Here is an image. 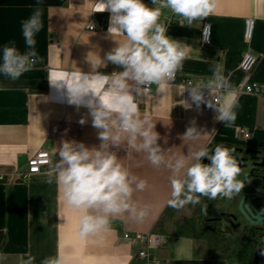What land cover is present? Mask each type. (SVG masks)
Wrapping results in <instances>:
<instances>
[{
	"label": "crops",
	"instance_id": "0c3cea01",
	"mask_svg": "<svg viewBox=\"0 0 264 264\" xmlns=\"http://www.w3.org/2000/svg\"><path fill=\"white\" fill-rule=\"evenodd\" d=\"M95 2L40 0L44 26L35 37L37 64L16 81L0 74V177H4L0 180V253L8 255V260L0 264H18L20 254H25V258L31 254L34 264H42L45 258L57 253L69 257L70 264H145L137 256L140 245L124 239L127 232L162 236L165 245L150 251L160 264H227L214 239L202 235L203 219L212 220L224 214L240 229L248 226L238 210L240 196L215 200L201 197L202 204H195L199 207L198 214L194 208L189 216L179 218L184 207L189 209V203L182 207L169 205L170 172L164 167L154 168L144 154L128 155L124 147L112 149L125 167L147 181L148 188L134 193L133 200L148 206V216L140 223L125 217L114 218L111 232L87 240L78 236L81 213L64 204L55 182L48 184L42 173L26 180L14 179L27 170L29 158L40 151L48 152L52 162L58 159L56 147L64 140L87 147H98L101 143L89 109L69 103L66 88H58L49 80L52 76L69 77L78 69L89 73L91 66L86 59L89 52H97L103 58L116 47L107 32L110 13L95 12ZM143 2L153 7L152 0ZM36 4L37 0H0V52L5 44L12 42L20 52L25 51L21 21L30 17ZM247 19L254 21L251 51L259 57L251 82L264 84V0H214V11L202 22L191 27L169 26L168 36L191 47L183 72L177 74L179 79L206 81L212 70L219 67L225 74L230 72L232 86L236 90L240 88L245 78L240 64ZM89 22L95 25L94 31L87 29ZM205 23L212 27V45L208 48L201 45ZM123 70L110 62L98 69L105 74ZM183 91L184 87L176 83L167 95H146L140 101L141 115L155 121V130L160 134L158 143L163 149L173 148L172 152L177 154H186L201 145L209 149L223 145L264 150L261 97L239 94L237 119L231 127H226L215 119L213 109L206 105L197 109L190 101L189 92ZM180 101H187L190 106ZM81 119L86 122L81 124ZM192 120L208 135L184 142L181 137ZM239 130L246 131L250 137L244 139ZM259 251L253 264H264L258 258Z\"/></svg>",
	"mask_w": 264,
	"mask_h": 264
},
{
	"label": "clouds",
	"instance_id": "9594fccd",
	"mask_svg": "<svg viewBox=\"0 0 264 264\" xmlns=\"http://www.w3.org/2000/svg\"><path fill=\"white\" fill-rule=\"evenodd\" d=\"M152 5L149 7L143 0H96L95 12L110 13L107 32L116 47L103 58L97 52H89V73L78 69L69 77H49L53 85L66 88L69 103L89 109L92 126L99 130L98 147L62 141L55 151L58 159L42 173L48 184L55 182L64 204L81 213V240L111 232L114 218L125 217L140 223L149 214L147 205L133 200L134 193L148 188L147 181L125 167L113 148L124 147L128 155L144 154L154 168H166L171 187L168 203L173 207L198 204L201 197L231 199L244 186L238 179L241 168L235 148L217 145L212 150L201 145L186 154L173 153V148L165 150L158 143L160 134L155 130V121L141 115L143 97L170 92L171 82L183 72L191 48L167 35L168 24L162 18H176L181 26L191 27L214 11V0H152ZM165 12L171 16L164 17ZM42 16L43 8L37 0L30 17L21 21L24 52L14 42L3 46L0 74L5 78L16 81L37 64L35 37L44 26ZM86 25L89 29L95 27L91 22ZM208 30L206 26L205 31ZM109 62L124 70L110 74L98 71ZM231 75L216 67L206 81H189L184 87L197 109L201 105L213 109L215 119L226 127L235 123L239 107V94L230 82ZM180 103L190 106L187 101ZM190 125L181 137L184 142L208 135L196 126L195 120ZM260 254L264 255V249H260ZM17 259L18 264H34L35 258L20 254ZM7 260L8 255L0 253V261ZM42 264H70V259L57 253L45 258Z\"/></svg>",
	"mask_w": 264,
	"mask_h": 264
},
{
	"label": "built area",
	"instance_id": "2783aa9c",
	"mask_svg": "<svg viewBox=\"0 0 264 264\" xmlns=\"http://www.w3.org/2000/svg\"><path fill=\"white\" fill-rule=\"evenodd\" d=\"M171 14H167L164 17H170ZM163 23L168 24L169 26L172 25H180L177 22L176 18L169 19L163 18ZM208 26L209 30L206 32L205 27ZM89 31H94L95 27L92 29L87 28ZM253 30H254V21L253 19H247L245 21V33H244V44L245 49L242 56V61L240 64V69L243 72L245 78L240 86L237 89L238 94H247L252 96H259L264 100V84H259L255 82H251L252 73L255 70V67L258 63L259 57L254 55L251 51V41L253 38ZM51 44L54 45L56 42L52 39ZM201 45L205 48H208L212 45V27L210 23H205L202 28L201 33ZM191 81L193 83L197 82L196 80H192L190 78H182L179 79L178 75L175 81H172V84H179L182 87H185L188 82ZM201 81V80H198ZM239 134L244 138L248 139L250 137L249 133L244 130H239ZM52 163L51 156L48 152L40 151L33 155L28 160V168L25 171L18 173L14 179L15 180H26L28 177L33 175H38L46 171L50 164ZM0 180H4V177H0ZM124 239L129 240L133 244H139L140 249L138 251V258L143 260L145 264H160V262L152 258L150 255V251L153 249L162 248L165 245V241L162 236L156 233H126L124 235ZM144 253L142 256L141 254Z\"/></svg>",
	"mask_w": 264,
	"mask_h": 264
},
{
	"label": "water",
	"instance_id": "95a60500",
	"mask_svg": "<svg viewBox=\"0 0 264 264\" xmlns=\"http://www.w3.org/2000/svg\"><path fill=\"white\" fill-rule=\"evenodd\" d=\"M225 147L232 148L231 146ZM235 150L234 155L237 157L241 168L238 179L244 185L240 192L235 194L236 197L240 196L238 210L250 226L261 228L264 226V176L259 174L261 171L257 168L259 166L264 167V164L249 163L247 158L239 156L245 152L246 155L253 154V160H256L260 159L258 156L260 152L244 151V148H235ZM262 161H264V154ZM204 162L207 163L208 161L205 159Z\"/></svg>",
	"mask_w": 264,
	"mask_h": 264
},
{
	"label": "trees",
	"instance_id": "16d2710c",
	"mask_svg": "<svg viewBox=\"0 0 264 264\" xmlns=\"http://www.w3.org/2000/svg\"><path fill=\"white\" fill-rule=\"evenodd\" d=\"M264 152L263 149H254ZM223 220L225 215L216 219H203L204 228L202 235L214 239L213 243L221 251L227 264H253L255 253L264 249V226L261 228H246L240 239L229 238L226 240Z\"/></svg>",
	"mask_w": 264,
	"mask_h": 264
},
{
	"label": "flooded vegetation",
	"instance_id": "af4514ba",
	"mask_svg": "<svg viewBox=\"0 0 264 264\" xmlns=\"http://www.w3.org/2000/svg\"><path fill=\"white\" fill-rule=\"evenodd\" d=\"M232 148H244V151L253 150V151H256V152H260L258 154L260 159H256V160H253V154L246 155L245 152L239 154V156L247 158L249 160V163H256V164H262L263 163L264 164V161H262V156H263L264 152L257 151V150H254V149H250V148H246V147H232ZM257 169L261 171L259 174L264 176V167L259 166ZM221 215H224V214H221ZM223 224H224L223 230H224V233L226 235H228L227 231L230 228L229 226H231L234 229H237V231H239V229H240L239 225L233 223L232 220L230 218H227L226 216H225V220H223ZM246 228H254V227H252L250 225L244 226L242 229H240V234H239V236H237L238 239H240L243 236L244 230H246Z\"/></svg>",
	"mask_w": 264,
	"mask_h": 264
},
{
	"label": "rangeland",
	"instance_id": "374dc122",
	"mask_svg": "<svg viewBox=\"0 0 264 264\" xmlns=\"http://www.w3.org/2000/svg\"><path fill=\"white\" fill-rule=\"evenodd\" d=\"M202 202H203V200H202V198H200V203L202 204ZM188 206H189V209H186V210H185V207H184V210L180 212L181 214H180V216H178L179 218H183L185 215H188V216H189L190 213L193 211L194 208L197 209V210H196V213H197V214L199 213V207L197 208V207L195 206V204L189 203ZM207 212H208V211H207ZM207 212H206V213H207ZM206 213H205L204 215H206ZM239 213L241 214L240 211H239ZM241 215H242V214H241ZM228 230L231 232V235H230V234L226 235V237H227L226 240L228 239V237H229V238L232 237V238H236V239H238L237 236H239L240 233H239V234L237 233V229H234V228L230 227ZM233 231H236V233L233 234ZM227 241H228V240H227ZM257 255H258V258H259V259L264 260V258H261V257H260V255H261V254H260V251L258 252ZM262 256L264 257V255H262Z\"/></svg>",
	"mask_w": 264,
	"mask_h": 264
}]
</instances>
